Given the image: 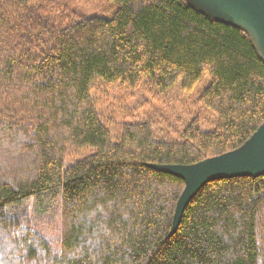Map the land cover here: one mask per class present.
<instances>
[{
    "label": "trees",
    "instance_id": "obj_1",
    "mask_svg": "<svg viewBox=\"0 0 264 264\" xmlns=\"http://www.w3.org/2000/svg\"><path fill=\"white\" fill-rule=\"evenodd\" d=\"M108 1L109 17L0 0V264H264V174L207 183L172 234L185 180L152 167L235 151L264 124L253 40L187 0ZM97 86H199L209 116L179 139L132 118L115 140Z\"/></svg>",
    "mask_w": 264,
    "mask_h": 264
},
{
    "label": "water",
    "instance_id": "obj_2",
    "mask_svg": "<svg viewBox=\"0 0 264 264\" xmlns=\"http://www.w3.org/2000/svg\"><path fill=\"white\" fill-rule=\"evenodd\" d=\"M189 4L216 19L247 31L264 59V0H189ZM198 7V8H197ZM153 168L181 177L185 188L177 202L172 234L181 223L191 200L209 182L264 174V124L239 149L197 164H154Z\"/></svg>",
    "mask_w": 264,
    "mask_h": 264
},
{
    "label": "rangeland",
    "instance_id": "obj_3",
    "mask_svg": "<svg viewBox=\"0 0 264 264\" xmlns=\"http://www.w3.org/2000/svg\"><path fill=\"white\" fill-rule=\"evenodd\" d=\"M41 1H51L57 9L76 10L88 16L99 15L109 17L115 9L114 4L108 0ZM187 2L189 3V0ZM250 37L252 39L251 35ZM97 87L98 89L94 90L93 93L94 98L97 101L99 111L103 118L106 121H112L113 125L110 127L115 140L119 139V127L122 123L137 117L139 119L152 120L157 126V136L162 135L163 132H169L175 139H179L184 130L185 123L190 122L191 118L196 114L202 116L203 113H206L197 101V92L202 88L199 86L194 93L189 95L184 94L177 88L164 97L163 95L148 93L144 87L136 88L133 93H130L131 95H128L124 92L123 88L117 86ZM91 152V149H87L80 153H74L69 158V165ZM24 209L34 218L36 216L35 213L39 212L38 202L32 198L25 204L22 210ZM35 218L38 219V217ZM51 232L53 235H57V233L54 234L52 229Z\"/></svg>",
    "mask_w": 264,
    "mask_h": 264
}]
</instances>
